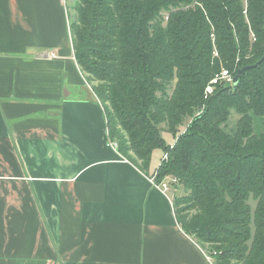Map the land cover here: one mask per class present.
<instances>
[{"label":"trees","instance_id":"1","mask_svg":"<svg viewBox=\"0 0 264 264\" xmlns=\"http://www.w3.org/2000/svg\"><path fill=\"white\" fill-rule=\"evenodd\" d=\"M73 10L75 58L119 152L143 171L155 150L168 153L157 180L178 178L177 220L214 264H264V0H76ZM257 62L204 97L222 68ZM165 131H180L173 144Z\"/></svg>","mask_w":264,"mask_h":264},{"label":"crops","instance_id":"2","mask_svg":"<svg viewBox=\"0 0 264 264\" xmlns=\"http://www.w3.org/2000/svg\"><path fill=\"white\" fill-rule=\"evenodd\" d=\"M69 1L0 0V264H214L150 181L162 152L109 146Z\"/></svg>","mask_w":264,"mask_h":264},{"label":"built area","instance_id":"3","mask_svg":"<svg viewBox=\"0 0 264 264\" xmlns=\"http://www.w3.org/2000/svg\"><path fill=\"white\" fill-rule=\"evenodd\" d=\"M216 55H218L217 52H215ZM236 70L234 69H228V68H222L221 71L217 72L213 78L207 83L205 90H204V97L208 98L210 95L213 94L216 86L219 83H225V84H234V77L236 74ZM108 144L113 149L119 151V142L117 140L111 139L108 135ZM169 157L168 153H165L161 162L164 160H167ZM125 161L129 162L130 160L126 157H123ZM131 162V161H130ZM157 170L150 176V181L153 183L154 186L161 189L163 192H169L174 184L178 182V178L176 176H168L162 179L161 181L157 180ZM209 258H212L209 256Z\"/></svg>","mask_w":264,"mask_h":264},{"label":"rangeland","instance_id":"4","mask_svg":"<svg viewBox=\"0 0 264 264\" xmlns=\"http://www.w3.org/2000/svg\"><path fill=\"white\" fill-rule=\"evenodd\" d=\"M75 2H76V0H70L69 1V7H70V14L71 15H74V10H73V6H74V4H75ZM100 102V101H99ZM101 103V102H100ZM239 117V115L238 114H236L235 112H233V114H232V117H231V121H233V122H235L236 120H237V118ZM190 121V119L189 118H187L186 119V121H185V123H184V125H183V128H182V130L185 128V125H187L188 124V122ZM180 133V131H178V134ZM177 134V135H178ZM177 135H175L174 133H171V132H168V131H165V133H164V137H165V139H166V141H167V143H170V142H174L175 140H176V136ZM157 150H159V151H161L162 152V149H157ZM156 153H158L157 151H155V154ZM161 155V154H160ZM160 160H161V158H160ZM154 174V173H153ZM177 184H179V182H177L176 184H174L173 185V195H183L184 194V190H183V188L181 187V186H179V185H177ZM173 198H174V196H173ZM251 202H252V205L253 206H255V201H253V200H251Z\"/></svg>","mask_w":264,"mask_h":264},{"label":"water","instance_id":"5","mask_svg":"<svg viewBox=\"0 0 264 264\" xmlns=\"http://www.w3.org/2000/svg\"><path fill=\"white\" fill-rule=\"evenodd\" d=\"M263 60H264V56H263V58H262L260 61H263ZM259 63H260V62H257V63H255V64H253V65H248V66H244V67L240 68V69L237 71V73H236V75H235V77H234V84H237V83H238V81H239L241 75H242L247 69H250V68H252V67H256Z\"/></svg>","mask_w":264,"mask_h":264}]
</instances>
